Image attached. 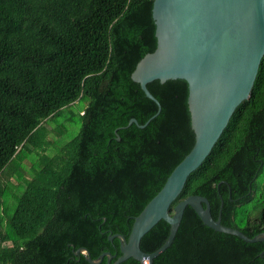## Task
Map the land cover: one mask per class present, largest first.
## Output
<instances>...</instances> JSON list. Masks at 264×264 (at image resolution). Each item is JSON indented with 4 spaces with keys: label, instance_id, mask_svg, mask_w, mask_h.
Segmentation results:
<instances>
[{
    "label": "trees",
    "instance_id": "1",
    "mask_svg": "<svg viewBox=\"0 0 264 264\" xmlns=\"http://www.w3.org/2000/svg\"><path fill=\"white\" fill-rule=\"evenodd\" d=\"M153 3L0 0V264H91L75 254L79 247L93 259L110 251L114 262L120 240L109 236H129L135 216L192 149L185 79L149 82L161 111L145 127L129 125L158 110L132 79L157 47ZM82 100L88 104L80 131L59 147L44 124ZM27 149L44 153L26 185L10 192L6 182L16 174L9 167ZM263 174L264 55L250 97L172 208L203 195L215 219L221 212L224 225L254 237L264 232ZM169 233L160 220L142 238V250L155 251ZM262 251L263 241L216 231L187 206L173 243L153 264H264ZM120 264L143 263L130 257Z\"/></svg>",
    "mask_w": 264,
    "mask_h": 264
},
{
    "label": "water",
    "instance_id": "2",
    "mask_svg": "<svg viewBox=\"0 0 264 264\" xmlns=\"http://www.w3.org/2000/svg\"><path fill=\"white\" fill-rule=\"evenodd\" d=\"M153 18L157 47L138 62L132 79L157 103L158 110L144 124L131 118L129 125L145 127L161 111L160 101L147 86L149 82L185 79L195 143L161 190L135 216L129 236H109L111 241L115 237L120 240L122 254L114 262L110 251L96 259L85 247L75 251L77 255L83 253L91 264H99L105 257L107 264H120L130 257L153 264L155 257L173 243L187 206L216 231L247 242H264V232L249 237L238 228L224 225L221 212L215 219L203 195H189L172 208L189 175L211 153L237 106L250 97L264 55V0H154ZM162 219L170 224L168 238L153 252L142 250V238Z\"/></svg>",
    "mask_w": 264,
    "mask_h": 264
},
{
    "label": "rangeland",
    "instance_id": "3",
    "mask_svg": "<svg viewBox=\"0 0 264 264\" xmlns=\"http://www.w3.org/2000/svg\"><path fill=\"white\" fill-rule=\"evenodd\" d=\"M87 104L86 101H78L67 107L62 114L45 122L44 129L50 132L49 138L52 139V141L54 140L59 147L72 140L79 133L81 128L80 112ZM54 148L55 146H53V149ZM53 149L50 148L49 151L45 153L50 156L55 152ZM30 152L31 151L28 149L24 150L9 167V169L14 170L16 174L11 180L6 182L8 183L7 186L10 192H17V187L26 185V179H29L32 174L31 166L34 163L37 165V157H41L44 153L39 151L40 153L38 154L32 151L31 154H29ZM261 180H264V174ZM8 244H10V242H8Z\"/></svg>",
    "mask_w": 264,
    "mask_h": 264
},
{
    "label": "built area",
    "instance_id": "4",
    "mask_svg": "<svg viewBox=\"0 0 264 264\" xmlns=\"http://www.w3.org/2000/svg\"><path fill=\"white\" fill-rule=\"evenodd\" d=\"M145 264H148V263H145Z\"/></svg>",
    "mask_w": 264,
    "mask_h": 264
}]
</instances>
